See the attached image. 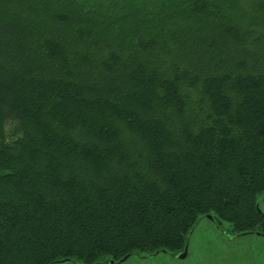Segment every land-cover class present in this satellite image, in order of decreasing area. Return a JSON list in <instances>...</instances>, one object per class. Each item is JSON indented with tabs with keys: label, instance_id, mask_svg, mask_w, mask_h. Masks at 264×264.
Returning a JSON list of instances; mask_svg holds the SVG:
<instances>
[{
	"label": "trees",
	"instance_id": "trees-1",
	"mask_svg": "<svg viewBox=\"0 0 264 264\" xmlns=\"http://www.w3.org/2000/svg\"><path fill=\"white\" fill-rule=\"evenodd\" d=\"M242 3L0 0V264L177 259L208 214L264 233V0Z\"/></svg>",
	"mask_w": 264,
	"mask_h": 264
},
{
	"label": "rangeland",
	"instance_id": "rangeland-1",
	"mask_svg": "<svg viewBox=\"0 0 264 264\" xmlns=\"http://www.w3.org/2000/svg\"><path fill=\"white\" fill-rule=\"evenodd\" d=\"M254 2L243 0L242 5L246 3L245 8L252 7ZM259 204L264 211V195L260 196ZM230 229L226 221L217 226L212 220L202 218L190 235L189 255L186 259L179 260L167 254H159L151 260L143 261L148 264H264V236L255 233L234 235Z\"/></svg>",
	"mask_w": 264,
	"mask_h": 264
},
{
	"label": "water",
	"instance_id": "water-1",
	"mask_svg": "<svg viewBox=\"0 0 264 264\" xmlns=\"http://www.w3.org/2000/svg\"><path fill=\"white\" fill-rule=\"evenodd\" d=\"M257 208L258 210L264 214V211L260 208V204L259 202L257 203ZM205 218L207 219H210L212 220L214 223H216L217 226L218 225V222L217 220L211 215V214H208L205 216ZM194 228L191 230L190 234H189V239H190V235L191 233L193 232ZM248 233H255L257 235H263L264 236V233L263 232H260V231H249V232H241V233H235L234 235H241V234H248ZM189 239H188V242L185 246V248L178 254H176V258L179 259V260H184L188 257L189 255ZM161 251H157L155 253H153L150 257H153L155 258ZM163 253L167 252V250H162ZM131 257V254H127L126 256H124L122 259H120L119 261H115L114 259H110L109 262L110 264H123L124 262H126L129 258ZM70 259H65V260H59V261H55L51 264H58V263H61V262H65V261H69Z\"/></svg>",
	"mask_w": 264,
	"mask_h": 264
}]
</instances>
